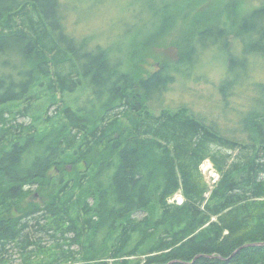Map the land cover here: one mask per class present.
Segmentation results:
<instances>
[{"label":"trees","instance_id":"obj_1","mask_svg":"<svg viewBox=\"0 0 264 264\" xmlns=\"http://www.w3.org/2000/svg\"><path fill=\"white\" fill-rule=\"evenodd\" d=\"M153 2L147 8L161 22L152 23L149 45L184 26L178 59L156 58L161 70L149 74L133 54L127 67L118 54L76 41L60 0H0L1 122L6 106L23 102L27 116L44 98L45 126L56 123L49 132L12 122L1 129V142L15 139L0 151V264L16 255L21 264H264V247L242 248L264 242V83L249 80L264 60V4L243 13L233 0ZM213 48L229 55L221 95L252 82L256 107L239 115L241 137L186 107L154 110L171 72ZM78 92L83 104L65 100ZM206 160L221 177L208 200ZM84 188L76 212L69 202ZM180 189L183 205L169 204Z\"/></svg>","mask_w":264,"mask_h":264},{"label":"rangeland","instance_id":"obj_2","mask_svg":"<svg viewBox=\"0 0 264 264\" xmlns=\"http://www.w3.org/2000/svg\"><path fill=\"white\" fill-rule=\"evenodd\" d=\"M152 1H154L152 4H157L162 9L166 6L161 4L163 0H60L63 7V23L66 24L67 32L76 41H85L88 49H95L96 46H101L112 53L118 54L125 61L127 67L135 66L136 62L143 63L142 67L149 74L161 70V65L156 62V58H164L168 63H173L178 59L179 49L177 41L180 40L179 34L184 26L183 23H179L167 35L158 37L153 46L149 45V42L146 40H148L149 35L154 29V24L152 23L161 22L160 17L152 15L147 8L151 6L149 3ZM213 1L217 0H206L207 5ZM231 1L222 0L223 7H226ZM233 2L235 4H231V8L234 10L238 7L239 9L238 5L240 4L241 12L243 13L252 11L264 4V0H233ZM195 3L193 2L192 5ZM172 7L174 8L173 5ZM173 8H171L172 11ZM134 42L142 44L139 47V53L145 51L144 56H146V60L141 62L143 55L140 56L138 54L136 50L138 44H132ZM231 51L237 57H240L242 54L241 48L237 45ZM124 54L130 60L133 54L136 57L135 63L132 60L127 61V57ZM228 59L229 55L227 53L217 48L208 49L201 53L197 61L192 65L188 64V67L183 69L182 73L171 72L170 75L173 77V82L168 86V90L164 92L160 100L157 96L154 97V105L158 107L160 104V107L154 108L155 112L159 113L162 109L177 110L186 107L206 123L208 121L217 122L224 131H236L232 134L236 137H241L240 131L242 126L237 123H241L242 118L246 117L250 110H253L256 106L253 105V98L250 102L253 96L252 82H247L243 86H235L234 90L227 92V97L221 95L219 87L226 77ZM254 65V73L252 70L253 77L249 80L264 83V60L259 59L254 61ZM122 69L124 72L127 71L125 68ZM240 69H242L240 71L244 72L245 69L249 70V67H241ZM131 71L136 73L137 69H131ZM38 94L37 92L35 95ZM77 99H79V104L84 103V95H81L79 92L74 95H67L65 100L71 101ZM57 101L58 103L61 101L60 96H58ZM37 103L33 105L30 111L31 114L27 116L19 115V111L25 106L23 102L6 106L5 116L8 117V122H1L4 119L0 118V133L6 129L4 128L5 124L11 122L13 124H26L28 132H32L41 126L42 129L40 131L42 132H49L54 129L56 123L48 128L45 126L48 116L47 108L43 107V105H46L45 99L40 98V105ZM56 111L57 106L51 107L50 115H54ZM240 114L241 117L243 116L242 118L239 116ZM1 129H3L2 132ZM14 139L15 136L13 135L12 137L7 136L2 142L0 141V151L10 148L11 141ZM83 164V162L80 163L78 172L84 173L86 171ZM66 169L71 171L73 167L72 165H68ZM54 170L51 171L53 177H59L60 174ZM200 170L208 187L205 194L208 200L211 198L212 192L218 185L221 177L211 160L204 161ZM86 190L87 188H84L82 191L75 190L73 200L69 202L71 203L69 205L72 207V210L79 212L80 201L76 195ZM184 201L185 197L182 189L168 200L169 204L177 206L183 205ZM138 217H142V215H138ZM20 259L16 255L13 264H21Z\"/></svg>","mask_w":264,"mask_h":264},{"label":"water","instance_id":"obj_3","mask_svg":"<svg viewBox=\"0 0 264 264\" xmlns=\"http://www.w3.org/2000/svg\"><path fill=\"white\" fill-rule=\"evenodd\" d=\"M34 198L36 199V200H39V195H38V193H35L34 194ZM251 246H262V247H264V242H262V243H256V244H249V245H245V246H243L242 248H246V247H251ZM239 251V250H238ZM238 251H236V253L238 252ZM235 253V254H236ZM234 254V255H235ZM173 263H175V262H173ZM172 264V263H171Z\"/></svg>","mask_w":264,"mask_h":264}]
</instances>
